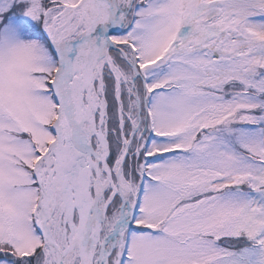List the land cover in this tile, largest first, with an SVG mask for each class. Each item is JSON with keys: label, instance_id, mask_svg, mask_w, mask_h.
Wrapping results in <instances>:
<instances>
[{"label": "snow or ice", "instance_id": "6c2138e0", "mask_svg": "<svg viewBox=\"0 0 264 264\" xmlns=\"http://www.w3.org/2000/svg\"><path fill=\"white\" fill-rule=\"evenodd\" d=\"M0 264H264V0H0Z\"/></svg>", "mask_w": 264, "mask_h": 264}]
</instances>
